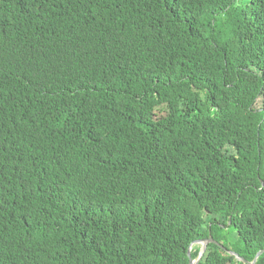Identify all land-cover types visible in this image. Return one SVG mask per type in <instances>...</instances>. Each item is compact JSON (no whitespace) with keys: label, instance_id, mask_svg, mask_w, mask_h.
I'll return each mask as SVG.
<instances>
[{"label":"trees","instance_id":"obj_1","mask_svg":"<svg viewBox=\"0 0 264 264\" xmlns=\"http://www.w3.org/2000/svg\"><path fill=\"white\" fill-rule=\"evenodd\" d=\"M0 41V264L264 250V0H0Z\"/></svg>","mask_w":264,"mask_h":264},{"label":"water","instance_id":"obj_2","mask_svg":"<svg viewBox=\"0 0 264 264\" xmlns=\"http://www.w3.org/2000/svg\"><path fill=\"white\" fill-rule=\"evenodd\" d=\"M213 241H214V239H213V237H212L211 235H210L208 238H205V239H203V240H199V241H197L198 243L202 244V250H201V253H200V255H199L198 258H196V259H193L192 257L190 258V264H198V263L200 262L201 258L203 257L204 253L206 252L208 245H209L211 242H213ZM263 253H264V250H261L260 252H258V254H257V256L255 257L254 261H253L252 263H250V264H255V263L257 262L258 258H259ZM234 254H235L236 256H238V258H239L240 260H243L244 262L247 263V260H245V259H243L242 257H240L237 253H234ZM189 255H190V251H189Z\"/></svg>","mask_w":264,"mask_h":264},{"label":"clouds","instance_id":"obj_3","mask_svg":"<svg viewBox=\"0 0 264 264\" xmlns=\"http://www.w3.org/2000/svg\"><path fill=\"white\" fill-rule=\"evenodd\" d=\"M0 43L2 42L0 41ZM2 51L9 53V49L3 43H2ZM142 101H143V96H140V95L138 96L136 95L134 98L130 100L132 104H137V105H140L141 103H143Z\"/></svg>","mask_w":264,"mask_h":264},{"label":"rangeland","instance_id":"obj_4","mask_svg":"<svg viewBox=\"0 0 264 264\" xmlns=\"http://www.w3.org/2000/svg\"><path fill=\"white\" fill-rule=\"evenodd\" d=\"M160 114H161V112H160Z\"/></svg>","mask_w":264,"mask_h":264}]
</instances>
